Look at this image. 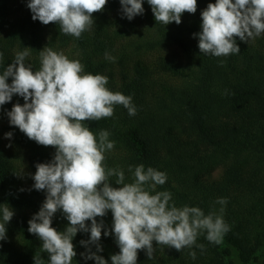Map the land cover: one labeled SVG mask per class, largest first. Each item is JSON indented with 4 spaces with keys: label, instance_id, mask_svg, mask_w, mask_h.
<instances>
[{
    "label": "trees",
    "instance_id": "1",
    "mask_svg": "<svg viewBox=\"0 0 264 264\" xmlns=\"http://www.w3.org/2000/svg\"><path fill=\"white\" fill-rule=\"evenodd\" d=\"M28 2L0 0V72L25 47H30L25 62L38 70L39 51L47 46L79 60L84 72L106 76V87L131 96L137 109L130 116L123 105H115L113 116L83 122L97 138L101 130L110 133L114 147L104 153L106 169L122 170L126 183L133 180L130 166L164 172L167 180L155 191L170 192V203L177 207L215 211L230 227L219 244L201 233L195 245L179 252L154 241L153 259L138 250L137 264H236L234 252L241 264H264V33L247 42L236 37L240 53L216 57L201 53L193 35L202 30L201 11L216 0H197V11L183 13L179 25L156 22L147 0L144 13L132 20L123 16L120 0H108L79 38L64 34L55 23L33 21ZM17 102L24 100L14 94L0 106L5 123L0 127V205L14 211L5 225L6 239L0 240V264H34L35 255L48 264L28 221L46 196L32 187L35 165L49 162L55 148L37 144L10 125L6 113ZM4 130L13 133L14 148L4 140ZM16 153L23 154L27 171L20 168ZM109 180L117 186L115 176ZM220 198L227 203H216ZM101 219L103 251L97 254L111 264V255L120 251L114 235H103L111 228V211L97 222ZM67 225L58 211L52 227L63 231ZM89 237L78 232L73 238L77 255L72 264H95L80 255L87 251L80 241ZM89 247L96 251L95 245Z\"/></svg>",
    "mask_w": 264,
    "mask_h": 264
},
{
    "label": "clouds",
    "instance_id": "2",
    "mask_svg": "<svg viewBox=\"0 0 264 264\" xmlns=\"http://www.w3.org/2000/svg\"><path fill=\"white\" fill-rule=\"evenodd\" d=\"M108 0H29L27 7L33 21L44 25L55 23L60 31L79 38L94 25L93 13L104 10ZM156 22L168 25L181 23V16L197 11V0H147ZM124 17L132 20L144 13L143 0H120ZM198 48L203 54L216 57L240 53L236 37L247 42L264 33V0H216L201 11ZM29 48L17 52L11 64L0 72V106L11 102L13 95L24 100L13 104L6 115L11 126L19 128L37 144L55 148L53 158L37 163L32 175L33 188L45 191L40 210L28 221V231L41 241V250L48 254V264H72L77 255L73 238L78 232L90 233L80 244L87 251L80 255L95 264H108L97 253L103 248L99 241L104 221L97 217L112 213V225L104 236L114 235L120 251L111 255V264H137L138 250H145L153 259L156 245L182 251L196 244L199 234L219 244L230 227L215 211L205 214L199 207L170 203L168 191H155L167 180L164 172L143 164L134 167L132 182H125L124 172L104 166V153L114 147L110 133L94 134L84 121L111 117L115 105H123L130 116L136 115L131 96L110 91L108 78L83 71L79 60H70L63 52L45 46L39 51L40 67L33 70L26 63ZM107 59H115L105 53ZM3 53H0V60ZM223 63V61H221ZM11 77V83H8ZM12 132L5 134L11 139ZM10 146V145H9ZM116 177L112 186L110 177ZM154 193V194H153ZM227 203L226 198L216 201ZM0 240L6 239L5 225L14 211L0 205ZM62 211L68 225L63 231L52 227L54 215ZM223 212V208L220 209ZM90 221L91 223H86ZM90 245L96 246L91 251ZM203 248L202 245H197ZM190 255L195 259V252ZM34 264L42 261L34 256Z\"/></svg>",
    "mask_w": 264,
    "mask_h": 264
},
{
    "label": "rangeland",
    "instance_id": "3",
    "mask_svg": "<svg viewBox=\"0 0 264 264\" xmlns=\"http://www.w3.org/2000/svg\"><path fill=\"white\" fill-rule=\"evenodd\" d=\"M5 125V123H4V121L0 118V127L2 128L3 126ZM9 131L8 130H4V132H3V135H4V140L6 141V142H8L10 145H11V147L12 148H14L13 146V144H11V139H8V138H6L5 137V134L6 133H8ZM23 154L21 153V154H17L16 153V156L18 157V162H20V168L22 169V170H26L27 171V168H26V164H25V161H24V157L22 156ZM23 157V158H22ZM233 260H234V262L236 263V264H241V262L239 261V259H238V257H237V254L234 252V255H233Z\"/></svg>",
    "mask_w": 264,
    "mask_h": 264
}]
</instances>
